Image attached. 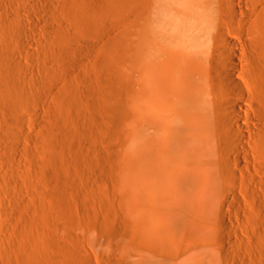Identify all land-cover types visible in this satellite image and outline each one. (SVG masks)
<instances>
[{
	"label": "bare ground",
	"instance_id": "bare-ground-1",
	"mask_svg": "<svg viewBox=\"0 0 264 264\" xmlns=\"http://www.w3.org/2000/svg\"><path fill=\"white\" fill-rule=\"evenodd\" d=\"M31 2L0 0V27L6 33L0 35V94L7 101L2 107L10 113L15 106L21 113L5 133L12 140L20 137L13 126L21 129L27 123L22 113L35 99L24 87L30 75L20 60L21 49L31 41L23 16L7 22L1 16L8 4L16 10ZM138 6L144 31L136 41L134 134L120 165L123 204L134 230L106 233L104 242L124 251L119 264H230L218 246L226 249L223 234L235 232L225 208L239 187L238 171L263 169L250 156L264 153V52L251 43L255 30L264 26V0H141ZM8 115L0 121L3 131L14 121ZM76 256L63 263L93 264Z\"/></svg>",
	"mask_w": 264,
	"mask_h": 264
},
{
	"label": "rangeland",
	"instance_id": "rangeland-1",
	"mask_svg": "<svg viewBox=\"0 0 264 264\" xmlns=\"http://www.w3.org/2000/svg\"><path fill=\"white\" fill-rule=\"evenodd\" d=\"M28 1L27 9L12 10L8 4L1 16L3 22L16 14L25 19L31 43L21 49L20 60L30 75L24 87L35 99L22 113L27 123L21 129L13 126L20 137L12 140L5 133L21 113L15 106L10 113L4 110L7 101L0 94V121L8 114L14 120L9 126L4 122L5 131L0 124V264H62L76 251L93 264H119L124 251L113 242L107 245L104 237L134 230L123 204L120 167L134 134L136 41L144 31L137 21L141 0ZM256 30L251 43L264 52V26ZM0 35H6L1 27ZM251 160L263 169L238 171L239 187L225 208L235 232L223 234L226 249L218 246L230 264H264V153ZM226 179L224 175L221 181ZM235 200L242 205L236 207Z\"/></svg>",
	"mask_w": 264,
	"mask_h": 264
}]
</instances>
